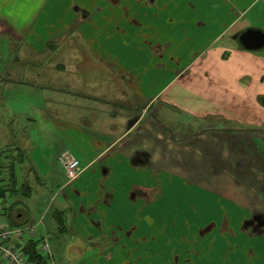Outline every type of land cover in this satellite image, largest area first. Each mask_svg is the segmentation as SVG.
Wrapping results in <instances>:
<instances>
[{
	"label": "crops",
	"instance_id": "1",
	"mask_svg": "<svg viewBox=\"0 0 264 264\" xmlns=\"http://www.w3.org/2000/svg\"><path fill=\"white\" fill-rule=\"evenodd\" d=\"M0 24L9 39L27 42L22 59L0 61V68L8 67L0 70L1 92L31 96L23 113L11 115L29 122L28 129L16 134L15 121L0 123V188L8 189L3 195L0 189V222L33 229L13 240L17 247L33 240L40 250L47 241L54 257L62 239L98 246L100 253L81 264H99L100 256L108 264H155L144 259L159 257L162 246L166 256L175 254L173 227L181 226L170 227L160 211L177 213L192 227L232 204V225L253 220L243 201L196 182L195 169L162 166L166 156L156 145L162 131L175 135L176 112L189 115L188 128L193 121L214 124L205 125L213 131L202 133V140L211 135L219 147L232 144L244 155L260 147L264 157V47L251 50L241 42L248 30L264 32V0H0ZM48 48L54 50L55 76L46 74L49 58L45 64L25 59ZM16 64L25 67L22 74ZM226 129L250 131L243 135L249 147L237 142L239 132L225 136ZM256 129L263 134L251 132ZM41 143L50 148L43 166L34 150ZM188 146L196 164L218 169L217 177L239 176L221 171L223 160H213L217 149ZM65 150L81 162L73 181L59 161ZM235 165L236 171L243 167ZM256 237L264 259V232ZM104 242L110 244L106 250Z\"/></svg>",
	"mask_w": 264,
	"mask_h": 264
},
{
	"label": "rangeland",
	"instance_id": "2",
	"mask_svg": "<svg viewBox=\"0 0 264 264\" xmlns=\"http://www.w3.org/2000/svg\"><path fill=\"white\" fill-rule=\"evenodd\" d=\"M28 42L30 43V41ZM24 44L26 45L27 42L21 41L16 37H14L13 39H9V36L6 33L0 32V61L2 62L3 60V62H6L7 60H11L12 62H15L20 58L22 59L24 57V53L21 49L25 47ZM53 52L54 50L52 48H48L47 51H44L42 53L41 57L30 54V56L25 57V59L33 62L34 64H45L46 58H49L47 63L49 65L51 63V65L47 68L48 72L46 74L49 76H55L57 67L56 58L55 55H53ZM13 66H15L14 68H18V70H16V73L19 74H22L21 70L19 69H25V67L19 64L12 65V67ZM35 67L36 66L31 67L33 74H36L39 71V69H36ZM3 68L7 69L8 67L3 66L2 68H0V70H2ZM6 69L2 70L1 73L7 72ZM48 83L50 85L56 84L55 82ZM1 89L2 87L0 88V123L2 121H6L4 122V125L10 126L9 122L15 121L12 124V129L14 128L15 130H17L16 134L23 132L24 129H28L31 126L30 123H25V120H21V118L15 119L14 116L12 117L11 115L25 111L24 108L26 106V102L30 100L31 96H27L24 92L21 91L3 93L1 92ZM31 113H33L32 110ZM150 115L151 114L149 112L146 113L145 120L150 119ZM36 116L37 115H35L34 117L36 118ZM189 118L190 117L187 114L183 115L173 112L172 124L174 129L170 131H173L175 135H165L162 131L160 136L161 138L158 140V143L156 145L157 147H161V152L164 156H166V160L163 159L161 165L167 167L173 164L176 165L178 169L186 171H188V168L193 170L195 169L197 172L195 173L196 177H194L193 179L196 182L209 183L210 186L214 187L219 192H224V196L234 198L235 200L240 199L246 206H249V212L251 215V219H253V224L232 225L230 223L229 216H227L229 213H231V215L236 213L235 206L232 204H227L225 205V209L219 208L213 213V215L198 220L197 224L201 227H190L188 225V220L181 222V218L177 217V213L175 215L174 212H171V215L167 216V213L160 211L162 215L161 220L169 221V223L172 224L170 227H173V223L175 222L181 224V226L178 225L173 227V235L171 237V248L176 249V251L175 254H169L171 257H169L168 254L166 256V254L162 251L168 248H164L162 246L161 248L159 247V250H161L160 254L158 253L159 257H156V259L145 258L144 261H150L153 263V260H156L155 264H166L165 261H167L168 264L169 259L173 258V260H175V264H264V259H261L259 255V252L262 249L259 246L255 245L256 242L259 243L260 241L258 237H256V235L264 232V161H260V158L264 159V157L262 155V157L258 156L262 153L261 148L258 147L256 149V153L254 152V150H252V155H244V153H241V151L236 150L232 144L230 145L226 143V145H223L222 143L219 147L217 143L221 142L219 140H215V138L211 135L208 139L205 137V139L202 140V133L208 132L209 134L213 131L210 128H207L205 125L211 124L210 127L213 128L215 127L214 124L209 121H207V123L204 121H193L191 124H189L188 128L186 124H188ZM216 123H219V121ZM217 126L222 127L223 125L218 124ZM37 127L38 126L35 125V128ZM230 127L237 128V126L235 125H232ZM226 128L228 129L229 127ZM191 129H193V132L196 131L195 134H190L192 132ZM227 129L222 130L225 136L229 137V135H231L230 133L234 134L236 132H239V136L235 135L237 136L236 138L239 139L238 141H236L242 144L245 149L249 147V140L244 139L245 137L243 135H245L244 132L250 131L241 130L232 132L233 130ZM261 131L262 129H256V131L253 130L251 132H254L257 136H259L263 134L260 133ZM7 134V130H5L4 136H7ZM152 135L154 136L155 134ZM194 136L198 139L191 141V137ZM168 138H170L171 143L173 142V145L168 144ZM7 139L8 138L6 137V142H8ZM237 142L236 144L238 145ZM190 143L193 144V148L195 150H197V148H201L203 150V147L207 149V146L208 148L217 149L216 151L219 152H216V154L213 156V160L216 159L217 161L219 158L223 160V162L219 163V165L223 166L221 167V171H223L224 169V173L228 176L232 175L234 171L235 174L237 173V175L239 176L227 177L225 179L223 177L219 178L216 176L218 174V171L216 170L218 169L212 171L213 169H207L205 164H196L197 161H195V159L193 158L194 152H191L188 146ZM49 149V146L42 143L38 146H35L34 148L36 152V158L40 159L39 163L42 166L45 165V161L43 159L44 154H49ZM190 153L192 156H190ZM197 153L200 154V152L198 151ZM173 154H175L176 156L175 159H173L175 161L169 160L172 158ZM216 155H218L219 158H217L218 156ZM237 159L244 162L239 163ZM216 163L217 162L213 163L212 165H216ZM192 164H194V167H192ZM235 164L239 165V167L243 166V169L240 168V170L242 171H240L239 168L236 171V168H234L236 167ZM197 185H199V183ZM194 189L201 188L194 187ZM161 190L162 189H160L159 199L161 197ZM28 203L32 204L33 200L28 201ZM33 214L34 219H37L38 221L40 219V216L37 215V210H33ZM216 220L219 222V224H216V226L214 227L213 224ZM27 222H33V220H28ZM37 224V231L42 233L44 228L43 225L38 222ZM192 224H196V221L194 220V223ZM165 227L166 224H163L162 228L160 229L161 233L159 230L161 238L163 237L162 235L164 233ZM174 235H176L177 237L176 242L173 239ZM28 237L29 236L27 235L26 238ZM61 242L62 247L57 249L55 251L56 253L54 254V258L59 264H81V262H83V260L87 257L98 255L100 253V251H98V246H90L88 248L85 243L69 241L68 244L67 241H64L62 239ZM74 246H76L77 249H74ZM101 246H104V250H106L108 246H110V244L104 242V244ZM78 247L83 249L78 250ZM153 249H156L155 246ZM96 261L100 262L99 264H108L107 257L100 256ZM158 261L160 263H158ZM0 264H5V262L1 260V258Z\"/></svg>",
	"mask_w": 264,
	"mask_h": 264
},
{
	"label": "built area",
	"instance_id": "3",
	"mask_svg": "<svg viewBox=\"0 0 264 264\" xmlns=\"http://www.w3.org/2000/svg\"><path fill=\"white\" fill-rule=\"evenodd\" d=\"M59 161L69 181H73L79 176L82 170L81 162L72 151H63L59 156ZM28 231L32 232L33 229L27 227L12 228L0 222V253L7 264H32L22 248L13 243L15 239H23ZM40 251L47 256L48 264H59L52 256L47 241L42 243Z\"/></svg>",
	"mask_w": 264,
	"mask_h": 264
},
{
	"label": "trees",
	"instance_id": "4",
	"mask_svg": "<svg viewBox=\"0 0 264 264\" xmlns=\"http://www.w3.org/2000/svg\"><path fill=\"white\" fill-rule=\"evenodd\" d=\"M5 186H8L6 184ZM2 195L8 190L6 188H0ZM4 189V190H3ZM23 252L32 264H48L47 256L39 250V241H29L23 248Z\"/></svg>",
	"mask_w": 264,
	"mask_h": 264
},
{
	"label": "water",
	"instance_id": "5",
	"mask_svg": "<svg viewBox=\"0 0 264 264\" xmlns=\"http://www.w3.org/2000/svg\"><path fill=\"white\" fill-rule=\"evenodd\" d=\"M241 42L247 49H261L264 47V32L261 30H248L241 35Z\"/></svg>",
	"mask_w": 264,
	"mask_h": 264
},
{
	"label": "flooded vegetation",
	"instance_id": "6",
	"mask_svg": "<svg viewBox=\"0 0 264 264\" xmlns=\"http://www.w3.org/2000/svg\"><path fill=\"white\" fill-rule=\"evenodd\" d=\"M248 224H253V222L251 221V222H249Z\"/></svg>",
	"mask_w": 264,
	"mask_h": 264
}]
</instances>
